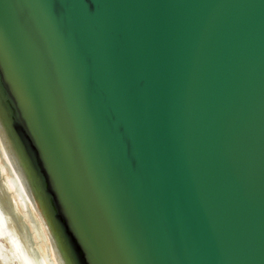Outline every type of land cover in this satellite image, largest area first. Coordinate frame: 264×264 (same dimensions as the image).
Masks as SVG:
<instances>
[{"label": "water", "instance_id": "water-1", "mask_svg": "<svg viewBox=\"0 0 264 264\" xmlns=\"http://www.w3.org/2000/svg\"><path fill=\"white\" fill-rule=\"evenodd\" d=\"M0 133L62 259L264 264V0H0Z\"/></svg>", "mask_w": 264, "mask_h": 264}, {"label": "clouds", "instance_id": "clouds-1", "mask_svg": "<svg viewBox=\"0 0 264 264\" xmlns=\"http://www.w3.org/2000/svg\"><path fill=\"white\" fill-rule=\"evenodd\" d=\"M4 151L7 156L0 155V196L4 200L5 215L0 233L5 251L0 264H65L57 240L46 227L40 210L33 208L25 213L19 208L20 203L27 200L29 182L9 144L4 143ZM12 168L16 169L15 173ZM10 194L19 196L14 213L12 202L8 200ZM9 213H12V220L8 218Z\"/></svg>", "mask_w": 264, "mask_h": 264}, {"label": "snow or ice", "instance_id": "snow-or-ice-1", "mask_svg": "<svg viewBox=\"0 0 264 264\" xmlns=\"http://www.w3.org/2000/svg\"><path fill=\"white\" fill-rule=\"evenodd\" d=\"M18 132H21L22 137H23V129L21 128V126L18 128ZM41 172L43 174V170H41ZM44 179H45V186H47L48 176L44 175ZM52 199H53V202L56 201L55 194L52 195ZM56 209H57L56 211L58 213V216L61 220V223L64 225L63 227L64 235L67 238L68 247L65 248L63 252V256H64V259L67 261V264H91L80 242V239L77 237V235L73 231L71 224L65 221V218L63 215L60 214L58 207Z\"/></svg>", "mask_w": 264, "mask_h": 264}, {"label": "bare ground", "instance_id": "bare-ground-1", "mask_svg": "<svg viewBox=\"0 0 264 264\" xmlns=\"http://www.w3.org/2000/svg\"><path fill=\"white\" fill-rule=\"evenodd\" d=\"M3 141L5 143L4 137L0 133V155L7 156V153H5V151H4V143H3ZM8 162H9V164H11V161H8ZM11 170L14 173L16 171V169H14V168H12ZM8 200H9V202H12V204H11L12 213H14L16 208H17L16 201L19 200V196L10 194L9 197H8ZM3 203H4L3 197L0 196V225H1L2 228H3V225H4V215H5V210H4ZM19 208L25 213H27L28 211L33 209V204H32V200L30 198V194L29 193L27 194L26 202H21L20 205H19ZM12 213H9V216H8L9 220H12V218H13L12 217ZM13 223H15V222L13 221ZM1 235H2V233H1ZM18 235H19V233H17V236Z\"/></svg>", "mask_w": 264, "mask_h": 264}, {"label": "rangeland", "instance_id": "rangeland-1", "mask_svg": "<svg viewBox=\"0 0 264 264\" xmlns=\"http://www.w3.org/2000/svg\"><path fill=\"white\" fill-rule=\"evenodd\" d=\"M0 229H2L1 225H0ZM4 244H3V236L0 233V260H2L3 255H4Z\"/></svg>", "mask_w": 264, "mask_h": 264}]
</instances>
